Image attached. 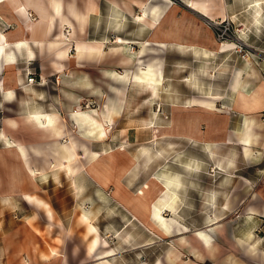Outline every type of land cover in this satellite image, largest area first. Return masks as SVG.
<instances>
[{"label":"crops","instance_id":"1","mask_svg":"<svg viewBox=\"0 0 264 264\" xmlns=\"http://www.w3.org/2000/svg\"><path fill=\"white\" fill-rule=\"evenodd\" d=\"M180 1L183 7L165 0H113V4L110 3L114 6L111 15L115 20V43L109 44L101 32L94 38L90 36L92 21H100V27L103 24V12L91 0H0V106L4 114L8 113L7 109L13 113L3 116L0 131L12 143L21 148L25 146L24 154L18 157L5 150L0 141L1 152L5 158L22 161L28 178L37 186L35 179L42 176V172L46 176L49 172L53 174L54 168L51 164L48 167V163L55 157V150L60 149L56 143H64L62 139L67 141L75 137L86 141L93 151L99 150L92 149V144H104L110 139L111 131L103 140L105 125H110L117 110H112L108 101L119 109L113 116V130L124 111L135 107L140 97H150L149 105L142 108L153 107V116L146 121L149 125L144 127L149 137L147 144L156 139L194 143L189 152L177 153L175 157L170 156L171 145L163 143L169 160H173L178 169L164 166L165 172L158 174L159 181L148 178L144 183L149 182V187L145 184L137 189L146 193L139 194L136 190L122 195V190L129 188L122 186L121 175L138 162L132 158L128 168L126 164L120 165L121 149L111 154H88L86 150L79 153L73 140V150L77 154L87 155L90 161L96 153L102 162L101 175L96 173V166L79 174H87L89 181L84 178L85 185L89 189L93 185L100 192L113 188L115 204L127 209L132 219L147 232L142 247L154 242L153 231L159 232L150 211L158 182L177 193L188 180L184 167L194 170L190 173L196 175V185L201 187L202 177L206 176L208 182L204 187L211 192V197L205 200V205L196 199L194 210L186 203H175V214L164 212L167 219L175 217V222L178 220L188 230L168 233L172 223L167 232H162V236L165 234L171 239L169 249L162 259L147 264H264V0H194L198 7L193 9L187 5L188 0ZM225 18L232 21L235 33L233 39L224 41L227 47L222 49V42L215 40V32L205 21ZM64 27L70 29L68 39H64ZM70 39H76V54L72 46L70 51L73 52L67 55L66 50L72 45ZM86 40L102 45L89 44ZM246 51L248 55H244ZM154 61L161 62V84L150 75L146 80L152 81L153 88L124 81L127 74L112 71L128 70L132 74L137 66ZM33 70H36L35 75ZM29 76L35 78L33 83L28 82ZM160 97L163 101L159 110L170 115L168 121L153 120L157 119L154 113L156 99ZM78 107L95 109L97 116L95 112H73ZM100 127L104 130L102 135L97 133ZM154 128L159 132H154ZM27 143L35 145L29 147ZM65 145H62L65 152L72 151L71 146ZM164 158L167 163V157ZM36 159L44 160L37 166L44 169L31 166L30 160ZM158 160L154 158L152 163ZM208 163L214 173L205 175L203 171ZM29 167L37 174L32 176ZM82 167L83 164L78 165L77 172ZM133 169L136 171V167ZM145 170L150 174V168ZM138 171L142 176L144 170ZM16 175L20 179L14 183ZM60 176H64L63 173ZM8 179L3 188L0 187V194L7 195L8 191L9 195H22L27 204L41 210L48 230L56 227L57 233H63L60 230L63 223H57L56 209L50 200L23 191L20 174H10ZM13 186L16 188L12 189ZM134 196L145 201L146 210L133 199ZM82 197H86L85 192ZM203 207L209 211L202 225L191 228L189 225L197 222L198 214H203L198 208ZM87 210L96 217L93 208ZM193 211L194 218L190 215ZM231 213L233 217L228 218ZM82 217L90 221L88 216L83 214ZM90 223L89 231L97 232ZM18 233L11 232V228L4 231L0 237L3 248L10 247L6 240L14 239ZM98 244V238L94 237L85 249V258L98 259L94 264H113L111 256L115 261L123 257L106 243L96 252ZM134 254L135 264H139V251ZM11 255L4 254V264H9ZM24 261L16 264H30ZM35 264L69 262L67 257L51 248L48 257L38 255Z\"/></svg>","mask_w":264,"mask_h":264},{"label":"rangeland","instance_id":"2","mask_svg":"<svg viewBox=\"0 0 264 264\" xmlns=\"http://www.w3.org/2000/svg\"><path fill=\"white\" fill-rule=\"evenodd\" d=\"M78 1L83 2V0H78ZM85 2H87V0H85ZM91 2L95 4L97 7L101 8L103 12V16H101V23L103 20V24H101L100 27L99 26L100 21H92L90 26V36L94 38L98 35L99 32H101V34H104L106 36V37L104 36V39H106L107 43L109 44L115 43L114 42L115 20L113 15H111V13L113 14V9H114V6L112 5L113 0H91ZM166 3H171L174 6L183 7L180 0H168ZM205 22L212 28L211 25L212 20H207ZM233 29H234V25H233ZM69 30L70 29L68 27H67V31L63 29V32L65 34L64 39H68L67 37ZM70 40L72 45H69V47L67 48L66 50L67 55L69 52L72 53L73 51H75L76 54V47H75L76 39H70ZM215 40L218 42L217 39ZM79 41L82 42L84 40H79ZM85 42L89 44L90 43L98 44L100 45V47L102 45L94 40L93 41L86 40ZM128 44H129L128 49L131 50L130 49L131 45L130 43ZM226 45H227L226 43L222 42L221 44L222 49L227 47ZM71 47L73 48V51H70ZM90 55H94V54H90ZM33 71L35 72V73L33 72V74L35 75L36 70ZM112 71L119 75L127 74L126 78L123 79L124 81L131 80L133 82L151 86V88H153L154 84L152 83V81L151 83L150 82L148 83V81L146 80L147 77L152 75L153 79H157L159 81L158 83L161 84V62L159 61L147 63L145 66L139 65L136 67L134 73L132 74L128 70H123V71L112 70ZM119 80L123 81L122 79H118L117 81ZM207 97L209 96H206L205 98ZM149 99L150 97H140L139 102L137 105H135V107L133 108L129 107L127 111L123 112L120 121L117 122L116 128H114L113 130H111L113 127V116H115L118 113L119 109L116 106H114V104L111 105L110 101H108L112 110L116 109L117 113L113 114L110 125L109 124L105 125L106 132H105V138L103 140H105L108 137L109 131H111L110 139H108L104 144L101 143L99 145H95V144L91 145L92 149L99 151L91 150L89 144L86 143V141L84 142L83 140L76 139L75 137L72 136L71 131L68 130L71 136L73 137L72 140H75L77 144V152L79 153L86 150L88 154L92 152L111 154L112 152L115 151H117L118 153V151H120L119 149H121L120 151L121 153L118 154L120 156L119 158L120 165L126 164L127 166L132 158H134L138 162V165L134 164L131 165L129 168L127 166L128 169H126L121 175L122 178L120 180L122 186L129 188V189H123L122 195H129L131 194V191L135 192L138 188L142 189L141 187L145 184H147V187H149V182L144 183V181H146L148 178L152 179L153 177H158L159 176L158 174L165 172L164 166L169 165L172 170L178 169V165L174 166L173 160H169L168 153H166L167 151L164 149L163 143H166V145L167 143L171 145L172 153L170 156L172 157L178 155L177 153L183 154L185 152H189L192 148V145L194 144L190 141H186V143L184 142L179 143V139H176L177 141L171 140V142L173 141V143L171 142L169 143L168 140L164 141L161 139H156L153 142L151 141V143L153 144L155 143L154 144L155 146H152L150 142L147 144V139L149 137H147L148 134L147 131H145L144 127L149 125L146 121H148L153 116L152 113L153 107L152 106L151 108L147 107L145 108V110H143L142 108L144 105L147 104L149 105L148 102ZM162 99L163 97H160V100L156 99V102L158 104L154 116L157 119L156 120L153 119L154 121H158L159 119H161L162 121L169 120L170 115L167 112L163 113L162 110L161 111L159 110L160 103L163 101ZM155 106L156 104L154 105V108ZM7 111L8 113H5L7 114V116L13 115L11 109H7ZM76 111L95 112L96 116L98 113L95 109L83 110L80 109L79 107L76 108L75 111L73 112ZM5 114L3 113V108L0 106V127H2L1 121H3L2 118ZM155 123L160 124L162 122H155ZM152 126L160 127V125H152ZM74 129L77 130L80 135H82L81 131L75 128V126ZM137 129H139L140 131L139 134H137L138 131ZM154 132L156 133L159 132V129L154 128ZM86 140L90 141L89 139ZM62 141H64V143L61 144L56 143V145H58L60 149L55 150L56 155L53 158V160H51L48 163V167L51 164L52 167L54 168L55 162L56 163L62 162L63 165H66L67 163L66 160L61 158L62 154L65 152L62 146L65 144V139H62ZM26 145L31 147L34 146L35 143H27ZM23 147H25L24 144ZM2 148H3L2 145H0V187L5 185L10 180L8 179L10 174L11 175H13L14 173L20 174L23 180V185H22L23 191L27 192V194L30 193L29 195L31 194H33L32 196L35 195L34 197L37 196L41 199L43 198L46 201L50 200L49 202H51L54 205L56 209L55 215H56L57 223L58 224L63 223V226H60V230H62L63 233H57L56 231L57 230L59 231V229H57L56 227H53L51 230L50 229L48 230L47 226H45V220L42 218L41 210L35 208L32 205L27 204L25 202L26 200L23 198L22 195H11V194L9 195L8 191L5 190L7 191L6 193L7 195H4V193L0 194V237L2 233L8 230L9 228H11V232L18 231L19 233L16 234V237L14 239L6 240L8 243L11 244L10 247L3 248V244H2L3 241L0 240V255H1L0 264H4L3 261L5 260L4 254L7 255L12 254L11 257L9 258L10 259L9 264H16V262L18 261H21V263H25L24 260L28 261L30 264H35L37 262L38 255L40 258L48 257L51 248L56 249L61 255L67 257L69 264H94L98 259H94L93 257L85 258V249L89 247L90 240H92V238L94 237H97L99 242L96 252H98L100 249H103L104 248L103 245L106 243L107 246H111L112 248H114L115 252H118V255L121 254L123 256L122 258H120V260H116V261L113 260L112 259L113 256H111L110 261H112L113 264H135L136 255L134 253L137 251H139L138 254L139 264H145V263L147 264L148 262H153L154 260L158 261L159 259H162L163 255L169 249L171 239L170 237L165 236V234L162 236V232L164 230L160 228H159L160 234L158 231H153V233L156 235V237L154 238V242L151 243L150 245L146 243V245H143L141 247L140 245L142 243H145L146 241L144 240V238H146L144 236H146L147 232H145V229L142 226H140L139 223H137L135 220L132 219L130 213L126 211L127 209L124 210V208H122L118 203L115 204L116 203L115 201L117 200L112 197L113 188L108 187L100 192V190H98L97 187H94L93 185L91 186L90 189L88 185L87 186L85 185V179L86 181H89L87 174L85 173H82L81 175L79 174L84 171L88 172L89 168L94 169V166H97V162L89 161L87 155L85 156L82 154H78L79 159L77 158L75 161L70 163V166L75 169L78 165L79 167H81V164L84 165V167H82L79 170V172H77V174L74 175L76 182L75 184L73 181L74 180L73 177L66 175L65 174L66 171H64V167L62 166L58 170L54 168L53 174L49 172L48 176H46L45 172H42V176H39L38 178L35 179L38 183L37 184L38 187H37L35 183L28 178L25 171V166L22 163V161L16 159L14 160L8 157H6L7 158L6 159L1 152ZM164 157H167V161H166L167 163H165ZM154 158H159L158 162L152 163ZM41 161L43 162L44 160L36 159V161L30 160L31 163L29 161L28 162L32 164L31 165L32 167L38 168L37 167L38 163L39 162L41 163ZM99 161L100 159L98 160V162ZM89 164L91 166H89ZM205 164H207V162ZM135 167H136V171L139 170L138 172L144 170L142 176H140L141 174H138L133 169ZM206 167L207 168L204 169L203 171L205 175H208L209 173L212 174L214 173L210 171L211 169L210 163H208ZM147 168L151 169L149 172L150 174H146L145 169ZM38 169H44V168H38ZM190 171H194V170H190V169L186 170L184 167V172H186L185 176H187L188 180L186 183H184L181 187L178 188L177 190L178 198H175V203L176 204L181 203L182 205L186 203L194 210L195 200L197 199L198 201H200V203L202 201L203 205H205L204 204L205 200L208 197H211V192L206 191L204 187L206 182H208L207 179L205 178L206 176L202 177L201 187H200L195 184L197 178L196 175H194L192 172L190 173ZM35 172L37 174V171ZM61 173H63L64 176H60ZM173 173L175 172H171L170 174ZM77 175L79 176L76 178ZM49 179H50V183H48ZM132 179H135L137 183L133 182ZM138 179H141L142 181L138 182ZM43 183L45 185H43ZM46 183H48V185ZM6 187L8 189V185ZM138 190L136 193L139 194L146 193V192H142L143 190L141 191ZM84 192L86 197H82ZM85 201L86 203H84ZM151 202L152 201H150V205H152ZM90 208H93L96 215L95 218L92 217L90 210H87ZM198 211L199 212L202 211L203 214L202 215L198 214L197 222L195 224L189 225L191 226V228H193L194 225L195 226L202 225L201 222L204 220L206 216V212L209 211V208L203 207L201 208V210L200 208H198ZM84 212L88 214L89 218L91 217L89 222H86L83 219L82 215L84 214ZM190 215L194 218L195 217L194 211ZM233 215L234 214L231 213L230 215H228V218L233 217ZM30 216H34L35 218L30 219L29 218ZM167 217H172V216H167ZM172 218L175 219V217ZM90 222L92 223L93 226L97 228V232H95L96 234L91 233L89 231ZM179 224L180 223H178V220L174 222L171 225L170 231L168 233H171L174 230L177 231H182L183 229L184 231L185 229L188 230L187 226L180 224V226L182 225V227H180ZM53 236L56 238H52ZM138 245L139 248L136 249ZM147 248L148 250H146Z\"/></svg>","mask_w":264,"mask_h":264},{"label":"bare ground","instance_id":"3","mask_svg":"<svg viewBox=\"0 0 264 264\" xmlns=\"http://www.w3.org/2000/svg\"><path fill=\"white\" fill-rule=\"evenodd\" d=\"M166 2L168 0H165ZM187 5L190 7V8H196L198 7V2L197 1H194V0H191L187 3ZM64 29H67V27ZM120 45V44H119ZM150 78V77H149ZM207 109H210V107L206 106ZM39 115V114H37ZM52 122V121H51ZM51 124V123H50ZM34 125V124H33ZM41 127V126H40ZM14 128V127H13ZM39 128V127H38ZM48 128V127H47ZM47 130V129H46ZM50 131V130H49ZM103 128L100 127L98 129V132L99 134H103ZM63 132V131H62ZM93 132V131H91ZM52 134V133H51ZM53 134H55L53 132ZM0 138H1V141L3 142V146L5 147V150L8 149L9 151H11L13 154H17L18 157H20L21 155L24 154V148L22 147L21 148V145H16V143H12L11 141H9L8 139L5 138V136H3V134L1 133L0 131ZM65 144H69L68 146H71V149L72 151H67L64 153V155L62 156L63 159H66V165H63L62 162H57L55 163L54 165V168H56L57 170L60 169V167H64L65 171L70 175V176H73V181H74V184L76 183L75 182V172H77L76 169H73L71 166H70V163L76 158L79 159V155L77 154L76 151H74V143H73V140H71V138L67 141H65ZM67 145H65L64 147H66ZM86 154V153H85ZM100 158L97 156L96 153L93 154V158L90 159L91 162L93 161H96L97 162V166H96V173L97 174H102L100 171H99V167H101L102 165V162L99 161ZM65 164V163H64ZM29 169V173L34 176L36 175V172L32 169V168H28ZM16 179L14 181V183L18 182L19 179H20V176L16 175ZM33 179V178H32ZM104 179V178H103ZM102 179V180H103ZM154 180L156 181H159L157 177H154ZM159 185V186H158ZM158 185L157 187L158 188V192L156 194V197L153 198V201H152V206L153 208L150 210L153 212L154 216V226H156L157 228H160V229H163L164 232H167L168 231V228L169 226L175 222V219L174 218H171V219H167L164 215V212H168V211H171L172 213H176V209H175V198H178L177 197V193L174 189L168 187L165 183H161V182H158ZM76 187V185H75ZM16 187L13 186L12 189H15ZM133 199L135 200H138L139 202V205L141 206V208L143 210H146L147 207H146V203L143 199L137 197V196H134ZM131 201V200H130ZM90 213V212H89ZM84 215L88 216V214L86 212H84ZM91 218V217H90Z\"/></svg>","mask_w":264,"mask_h":264},{"label":"built area","instance_id":"4","mask_svg":"<svg viewBox=\"0 0 264 264\" xmlns=\"http://www.w3.org/2000/svg\"><path fill=\"white\" fill-rule=\"evenodd\" d=\"M211 25L215 32L214 33L215 37L219 42H224V41L233 39V35H234L233 33L235 32L233 29V23L230 19L225 18V19H220V20H212ZM65 30L67 31V29ZM248 53L249 51H246L244 55L246 54L248 55ZM34 81H35V78L33 76L28 77V82L33 83Z\"/></svg>","mask_w":264,"mask_h":264}]
</instances>
